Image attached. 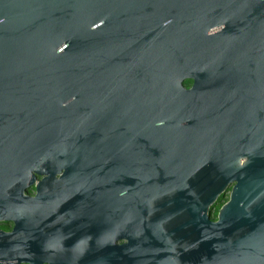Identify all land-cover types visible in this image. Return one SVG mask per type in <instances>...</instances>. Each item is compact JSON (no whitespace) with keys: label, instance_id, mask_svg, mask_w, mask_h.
I'll return each instance as SVG.
<instances>
[{"label":"water","instance_id":"obj_1","mask_svg":"<svg viewBox=\"0 0 264 264\" xmlns=\"http://www.w3.org/2000/svg\"><path fill=\"white\" fill-rule=\"evenodd\" d=\"M4 219L0 264H264V0H0Z\"/></svg>","mask_w":264,"mask_h":264},{"label":"flooded vegetation","instance_id":"obj_2","mask_svg":"<svg viewBox=\"0 0 264 264\" xmlns=\"http://www.w3.org/2000/svg\"><path fill=\"white\" fill-rule=\"evenodd\" d=\"M192 83H193V81L191 79H185L183 81V88L184 89H190L192 86ZM64 170H65L64 168H61L60 173H55L54 174L55 178L59 179L60 175L63 174ZM30 171H31V174L35 177V181L32 184H29L23 188V194L28 196V197H35L36 193H37V191H36L37 182L42 181V179L44 177H48V176H47V173L38 174L33 169ZM225 197H226V199H225ZM225 197L223 198V203L228 199V194L225 195ZM14 226H15V221H13L12 219L0 220V230H2L3 232H12Z\"/></svg>","mask_w":264,"mask_h":264},{"label":"trees","instance_id":"obj_3","mask_svg":"<svg viewBox=\"0 0 264 264\" xmlns=\"http://www.w3.org/2000/svg\"><path fill=\"white\" fill-rule=\"evenodd\" d=\"M222 204H223V200H219L218 203L215 206V209L212 211V214H211L212 219H215L216 218L217 211H218L219 207Z\"/></svg>","mask_w":264,"mask_h":264},{"label":"rangeland","instance_id":"obj_4","mask_svg":"<svg viewBox=\"0 0 264 264\" xmlns=\"http://www.w3.org/2000/svg\"><path fill=\"white\" fill-rule=\"evenodd\" d=\"M225 199H226V197H225ZM225 199H224V200H225Z\"/></svg>","mask_w":264,"mask_h":264}]
</instances>
